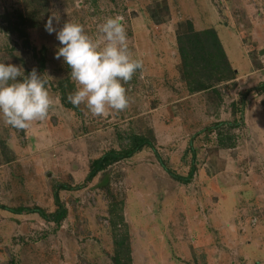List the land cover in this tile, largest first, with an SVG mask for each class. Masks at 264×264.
Segmentation results:
<instances>
[{
    "label": "rangeland",
    "instance_id": "rangeland-1",
    "mask_svg": "<svg viewBox=\"0 0 264 264\" xmlns=\"http://www.w3.org/2000/svg\"><path fill=\"white\" fill-rule=\"evenodd\" d=\"M53 14L57 30L78 22L94 40L106 17H123L143 61L124 85L126 109L93 117L68 101L76 83L45 30ZM190 27L215 30L229 67L200 92L178 54L176 34ZM0 62L36 68L54 100L26 129L0 118V206L51 213L56 183L81 185L94 159L128 149L132 136L181 176L196 155L186 185L148 148L110 164L59 192L58 227L0 208V264H264V92L250 90L241 122L238 110L239 94L264 83V0H0Z\"/></svg>",
    "mask_w": 264,
    "mask_h": 264
},
{
    "label": "clouds",
    "instance_id": "clouds-1",
    "mask_svg": "<svg viewBox=\"0 0 264 264\" xmlns=\"http://www.w3.org/2000/svg\"><path fill=\"white\" fill-rule=\"evenodd\" d=\"M54 21L58 23L55 14L45 23V30L55 34L59 42L55 58L63 59L76 83L68 101L77 107L83 104L93 117L126 109L129 97L124 85L143 70V61L129 48L123 17H106L97 26L99 38L95 40L78 22L68 20L57 30ZM53 103L48 79L36 68L26 75L22 65L0 62V118L6 124L26 129L46 119Z\"/></svg>",
    "mask_w": 264,
    "mask_h": 264
},
{
    "label": "trees",
    "instance_id": "trees-1",
    "mask_svg": "<svg viewBox=\"0 0 264 264\" xmlns=\"http://www.w3.org/2000/svg\"><path fill=\"white\" fill-rule=\"evenodd\" d=\"M155 18L156 17L153 16V20H155ZM21 21H19V25H21ZM156 22H158L157 19ZM189 30L190 32L184 35H181L178 32L176 34L178 54L182 65V75L187 82V85L192 92H200L209 89L212 82H219L221 79H224V74L229 70V67L214 29L210 28L201 32H196L190 27ZM227 77L229 78L230 75ZM252 89L253 91L257 90L259 92H264V83L239 94V112L242 111L244 101ZM239 115V121L241 122L243 118L242 112L239 113ZM228 125L235 126L233 123H228ZM218 126H221V124H216L207 130L210 131L216 129ZM142 148H148L154 152L160 167L173 180L183 185L189 184L192 181L193 176L196 173V165L194 161L196 156L195 153L191 156V163L187 174L181 176L168 167L149 139L143 136H132L130 138L128 149L126 148L121 151L110 150L103 153L101 157L94 159L90 163L87 175L81 185L70 186L63 183H56L52 187V197L55 209L51 213L47 214L40 207L36 206L32 208L22 206L16 209L0 206V208L15 214H37L44 221L52 222L58 227L67 215V209L59 198L60 191L78 190L82 188V186L91 181L99 171H102L114 162L132 156Z\"/></svg>",
    "mask_w": 264,
    "mask_h": 264
}]
</instances>
